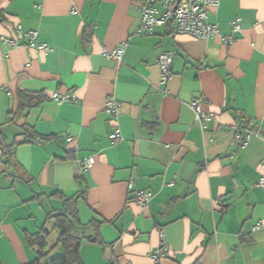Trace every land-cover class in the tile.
Instances as JSON below:
<instances>
[{
	"label": "crops",
	"instance_id": "1",
	"mask_svg": "<svg viewBox=\"0 0 264 264\" xmlns=\"http://www.w3.org/2000/svg\"><path fill=\"white\" fill-rule=\"evenodd\" d=\"M139 1L0 0V128L19 143L10 165L0 149V264L37 257L26 236L52 230L47 215L63 206L55 192L83 194L81 234L100 222L106 244L85 240L84 264L113 256L120 264H264V189L256 185L264 174V0H220L210 20L221 34L208 40L165 25L136 34ZM19 25L37 30L49 50L26 39L4 43ZM125 41L121 60L103 53ZM163 51L174 52L166 84ZM19 89L47 98L15 124ZM55 91L74 98L57 101ZM109 96L121 103L115 116L106 111ZM194 100L211 115L205 127ZM24 121L54 137L24 142ZM242 121L255 134L238 149ZM135 190H150V203L137 204ZM58 234L52 230L46 251ZM163 242L169 254L155 263Z\"/></svg>",
	"mask_w": 264,
	"mask_h": 264
},
{
	"label": "built area",
	"instance_id": "2",
	"mask_svg": "<svg viewBox=\"0 0 264 264\" xmlns=\"http://www.w3.org/2000/svg\"><path fill=\"white\" fill-rule=\"evenodd\" d=\"M220 0H140L139 10L141 13L140 23L135 31L136 34L150 35L154 32L156 26L169 25L172 28V34H187L195 39L208 40L221 34L220 28L217 23L211 22L210 11L219 6ZM159 4L162 5L161 10ZM233 30L240 29L239 19L232 22ZM16 38L2 36V41L10 47H17L23 39L27 40V46L37 50L48 51L49 47L46 44L39 42L38 31L29 29L24 31L21 26L16 28ZM222 40L226 44L233 42L230 34L222 35ZM127 42H122L119 46L112 51L104 50V54L108 57H113L116 60H121L125 51ZM174 52L163 51L158 58V65L161 70V84H166L172 76L171 66L173 62ZM52 98L57 101L72 100L74 95L71 91L52 93ZM121 103L112 96L106 100V111L115 116L118 114ZM193 107L198 110V119L203 127L206 126L207 121L211 118L208 113H202L198 107V101L192 102ZM255 134L254 131L249 130L242 138L238 133L235 139V144L243 149L249 143L251 137ZM118 129L111 135L112 139H117ZM71 139V138H70ZM93 163L92 158H87L83 163V168L88 169ZM264 170V160L261 162ZM258 187L264 189V174L260 177L257 184ZM133 199L137 204L148 205L151 201L152 194L148 190H135ZM160 235L164 240V231L159 229ZM169 247L165 242L155 250L151 258L153 262L157 263L162 257L169 254Z\"/></svg>",
	"mask_w": 264,
	"mask_h": 264
},
{
	"label": "trees",
	"instance_id": "3",
	"mask_svg": "<svg viewBox=\"0 0 264 264\" xmlns=\"http://www.w3.org/2000/svg\"><path fill=\"white\" fill-rule=\"evenodd\" d=\"M17 97L19 99V107L17 110L11 112V117L9 119L10 122L15 124L18 123L16 121L18 117H27L29 109L40 104L47 98L43 92H29L23 89L17 91ZM19 126L22 130L21 134L24 136V142H29L34 139L47 140L54 137L38 134L25 121L22 124H19ZM249 130H253L249 122L242 121L238 126V133L242 138H244ZM18 144L16 138L12 142L9 141L7 135L0 128V149L2 152V158L6 164L10 165L13 149ZM236 148L240 149L238 145H236ZM66 157L68 158L69 156ZM79 181H82V179L79 178ZM148 191L151 192L150 190ZM151 194L153 197L152 192ZM53 195L61 199L63 202L62 208L52 210L47 215L46 220V222L53 221L52 230L59 232L57 241L50 250L46 251L49 244L48 239L52 230H49L45 225L42 226L38 232L27 234L26 239L28 244L37 248V257L27 264H84L81 258V246L85 240L102 245L106 244L100 232V222L95 219L91 220L88 224L93 225L95 229L94 233L89 235L85 233L81 234L78 231V226L82 224L78 201L79 197H82L83 194L68 196L61 192H55ZM58 246L61 248V252L57 255L51 256L52 249H55ZM154 252L155 250L152 254ZM108 264H120V262L116 256H113Z\"/></svg>",
	"mask_w": 264,
	"mask_h": 264
},
{
	"label": "rangeland",
	"instance_id": "4",
	"mask_svg": "<svg viewBox=\"0 0 264 264\" xmlns=\"http://www.w3.org/2000/svg\"><path fill=\"white\" fill-rule=\"evenodd\" d=\"M51 241H52V238H51ZM51 247L48 248V250H50ZM61 252V249H52V254L51 256H54V255H57Z\"/></svg>",
	"mask_w": 264,
	"mask_h": 264
}]
</instances>
